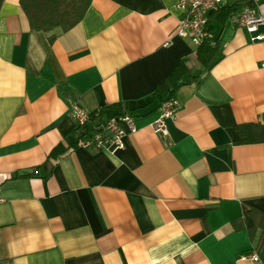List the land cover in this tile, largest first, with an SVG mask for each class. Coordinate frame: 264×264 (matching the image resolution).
I'll list each match as a JSON object with an SVG mask.
<instances>
[{
    "label": "crops",
    "instance_id": "crops-1",
    "mask_svg": "<svg viewBox=\"0 0 264 264\" xmlns=\"http://www.w3.org/2000/svg\"><path fill=\"white\" fill-rule=\"evenodd\" d=\"M177 1L92 0L72 28L44 31L20 0H3L0 264L260 262L250 254L261 231L247 226L251 208L264 212V140H235L237 124L264 125V39L231 16L213 20L219 49L200 71L198 45L177 33ZM180 59L201 73L170 97L180 106L162 135L153 93ZM74 100L97 114L90 131L120 102L136 130L114 151L76 145L49 157L81 137Z\"/></svg>",
    "mask_w": 264,
    "mask_h": 264
},
{
    "label": "trees",
    "instance_id": "trees-1",
    "mask_svg": "<svg viewBox=\"0 0 264 264\" xmlns=\"http://www.w3.org/2000/svg\"><path fill=\"white\" fill-rule=\"evenodd\" d=\"M91 2L92 0H20L29 18L31 28L44 31L51 30L56 26H61L63 30L72 28L83 19ZM2 4L3 0H0V10ZM234 12L235 8L232 5H226L216 10V13L210 17V25H212L213 20L225 22ZM53 37V35L50 36L51 39H53ZM218 40L219 38L208 37L197 46V58L202 65L200 71L209 65L218 51ZM200 71L197 74L189 72L186 60L180 59L175 70L168 74L157 85L153 93V100H160L162 103L164 100L170 98L180 86L197 80L200 76ZM164 93H167L168 96L163 97ZM117 107L119 108V114L130 112V110L133 112V109L129 108L124 102H120ZM96 115L95 112H92L90 113V118ZM236 127L240 134L239 139L235 140L236 142L264 140V125H258L256 123H239ZM87 133L88 131L83 132V135L86 136ZM76 145H80V139L68 145H65L64 142H60L52 148L49 157L56 158L69 147ZM250 216L253 218L254 222L252 225L247 226V229L251 236H254L258 230L261 231L258 249L261 260L258 264H264V212L257 208H251Z\"/></svg>",
    "mask_w": 264,
    "mask_h": 264
},
{
    "label": "built area",
    "instance_id": "built-area-1",
    "mask_svg": "<svg viewBox=\"0 0 264 264\" xmlns=\"http://www.w3.org/2000/svg\"><path fill=\"white\" fill-rule=\"evenodd\" d=\"M233 0H178L176 8L180 11L177 33L190 37L197 45L205 38L214 37L210 25V15ZM260 0H252V4L244 6L241 10L234 12L231 17L233 22L247 30L254 32L253 40L264 39V33L258 32L260 26L264 25V13L258 9ZM180 106L176 98H168L161 103L159 116L153 120L152 127L162 135H167V119L175 117ZM71 114L77 121L82 132L80 145L117 150L123 148L124 137L128 131L136 130L135 115L131 112L117 114L108 118L101 127L90 131L88 125L90 111L83 107L77 100L71 104ZM126 126H124L123 125ZM86 136L83 132H87ZM3 198L0 196V202ZM254 262H259L260 257L257 251L250 254Z\"/></svg>",
    "mask_w": 264,
    "mask_h": 264
}]
</instances>
